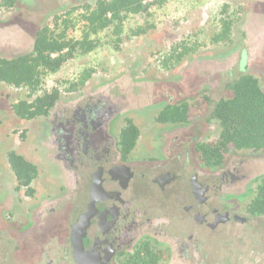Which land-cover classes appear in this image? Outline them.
Returning a JSON list of instances; mask_svg holds the SVG:
<instances>
[{"label":"rangeland","instance_id":"1","mask_svg":"<svg viewBox=\"0 0 264 264\" xmlns=\"http://www.w3.org/2000/svg\"><path fill=\"white\" fill-rule=\"evenodd\" d=\"M94 2L15 0L13 8H0V58L30 53L40 27L52 26L54 19L69 8ZM224 3L230 4V9H239L240 19L232 26L233 43L214 47L209 39L218 27ZM151 10L148 17L126 20L117 50L110 44V32H103L93 52L69 61L45 79L42 91L57 88L61 92L48 118L27 122L18 119L11 106L26 98L25 90L0 84V264H46L49 260L56 264L69 250L68 221L60 216L67 207L59 192V164L47 137L54 112L91 96L110 98L119 111L117 126L131 121L139 131L132 155L145 165L151 158L182 155L183 145L190 139L206 142L218 134L216 125L207 122L208 114L188 126L156 124L155 118L164 106L191 102L201 94L215 103L229 96L226 86L242 74L257 78L264 90V0H167ZM136 30L142 33L134 35ZM187 39H199L204 48L164 71L159 66L162 56ZM84 70L92 71L85 85L79 91L66 92L65 83L74 82ZM10 152L38 169L30 193L18 187L10 171ZM233 168L245 176V185L218 192L212 202L219 213L226 211L236 216L237 222L230 220L213 232L198 228L192 233L198 240L197 248L184 258L179 248L174 252L165 243L166 249L160 251L167 256L159 260L160 264H264V218H252L244 212L252 191L264 178V154H233L218 173ZM166 228L168 236L176 237L183 236L185 226L174 220Z\"/></svg>","mask_w":264,"mask_h":264},{"label":"flooded vegetation","instance_id":"2","mask_svg":"<svg viewBox=\"0 0 264 264\" xmlns=\"http://www.w3.org/2000/svg\"><path fill=\"white\" fill-rule=\"evenodd\" d=\"M118 115L113 100L91 96L49 118L47 137L67 207L60 216L68 221L67 236H62L68 238V255L63 253L56 264H134L149 255L160 264L167 256L160 251L165 243L174 252L179 248L184 258L197 248L192 233L198 228L213 232L230 220L237 222L236 216L219 213L212 200L222 190L244 186L241 171L197 167L195 139L183 145L182 155L151 158L144 165L134 160L135 148L122 146L125 125L117 126ZM174 220L185 226L183 236H168L166 227ZM80 222L82 247L74 251L72 237Z\"/></svg>","mask_w":264,"mask_h":264},{"label":"trees","instance_id":"3","mask_svg":"<svg viewBox=\"0 0 264 264\" xmlns=\"http://www.w3.org/2000/svg\"><path fill=\"white\" fill-rule=\"evenodd\" d=\"M0 1V8L15 6V0ZM166 1L95 0L93 4L69 8L54 19L52 26L40 27L30 53L9 59L0 58V84L26 92L24 100L11 106L13 114L26 122L46 118L61 96L57 88L42 91L48 76L59 72L69 61L93 52L99 47V35L103 32H110L113 38L110 44L117 50L126 20L135 16L148 17L152 8H159ZM230 7L228 3L221 7L218 27L209 39L214 47L233 43L232 26L239 21L240 10ZM141 33L142 30L133 32L137 36ZM203 48L204 44L199 39L179 42L162 56L159 66L164 71L171 70L187 56L199 53ZM91 75V70L82 71L74 82L65 83V91H79ZM226 90L229 96L215 103L207 94H201L191 102L185 100L168 104L155 118V122L162 125L188 126L196 118L208 114L207 122L216 125L218 134L215 139L197 142L194 147L199 165L206 170L222 169L233 154H264V90L260 81L251 74H242L228 84ZM138 138L139 131L131 121H127L120 136L122 146L133 150ZM8 163L18 187L30 193V186L38 177L37 167L14 152L8 154ZM244 212L252 218H264V178L252 191ZM148 257L140 263L134 260V264H156L159 259L154 255Z\"/></svg>","mask_w":264,"mask_h":264},{"label":"water","instance_id":"4","mask_svg":"<svg viewBox=\"0 0 264 264\" xmlns=\"http://www.w3.org/2000/svg\"><path fill=\"white\" fill-rule=\"evenodd\" d=\"M82 222L78 223V225L74 229L73 237H72V243H73V249L74 251H79L82 247V238L84 236V227Z\"/></svg>","mask_w":264,"mask_h":264}]
</instances>
